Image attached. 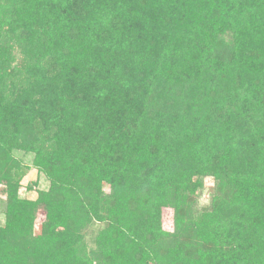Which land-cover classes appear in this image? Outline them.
Listing matches in <instances>:
<instances>
[{
  "label": "trees",
  "instance_id": "16d2710c",
  "mask_svg": "<svg viewBox=\"0 0 264 264\" xmlns=\"http://www.w3.org/2000/svg\"><path fill=\"white\" fill-rule=\"evenodd\" d=\"M0 185V264H264V0H0Z\"/></svg>",
  "mask_w": 264,
  "mask_h": 264
},
{
  "label": "rangeland",
  "instance_id": "374dc122",
  "mask_svg": "<svg viewBox=\"0 0 264 264\" xmlns=\"http://www.w3.org/2000/svg\"><path fill=\"white\" fill-rule=\"evenodd\" d=\"M14 157L21 161V169L24 171L23 179L20 183V188L18 191V196L27 200H35L37 197V193L39 191H44L48 188V181L44 177L42 173H40L37 169L32 166L33 155L31 154H23L22 152H14ZM212 179L205 178L204 187L201 194V197L198 200L199 207H206L209 204L210 197L212 194ZM2 186L0 185V226L4 225V200L2 194ZM102 191L105 194L109 193V188L106 184L102 185ZM38 214H41L37 217V221L35 222L33 233L35 236L40 234L41 231V223L44 220V215L42 211H39ZM162 231L166 233H172L174 228V218L173 211L169 208H164L162 210ZM102 223H97V228H100ZM96 229L93 227L86 228V237L85 240L93 247L91 244L92 239L95 235ZM149 264H156L149 262Z\"/></svg>",
  "mask_w": 264,
  "mask_h": 264
}]
</instances>
